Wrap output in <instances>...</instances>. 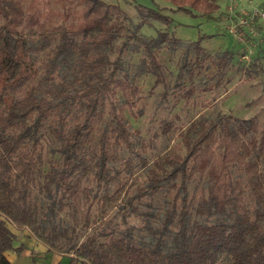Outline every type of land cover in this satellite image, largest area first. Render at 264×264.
<instances>
[{
  "label": "trees",
  "instance_id": "16d2710c",
  "mask_svg": "<svg viewBox=\"0 0 264 264\" xmlns=\"http://www.w3.org/2000/svg\"><path fill=\"white\" fill-rule=\"evenodd\" d=\"M167 1L209 17L219 10L218 0ZM81 2L76 23L49 26L37 37L0 31V264H11L8 252L22 251L14 248L9 222L69 254L70 264H221V258L264 264V130L258 121L201 115L180 145L151 164L154 141L133 131L124 113L141 101L137 79L143 75L154 76L167 96L171 86L158 53L163 45L170 51L184 45L181 89L208 63L216 66L210 78L219 88L230 53L211 55L204 36L186 44L167 30L145 37L144 24H172L158 8L137 5L141 22L131 28L121 6ZM123 37L130 42L116 46ZM127 50L143 55L135 73L122 57ZM196 92L192 84L187 102ZM170 125L164 121L163 131ZM46 136L60 155L48 169ZM139 169L147 173L141 184ZM163 193L170 199L163 212L146 214L145 236L112 227L110 212L123 196L137 213L136 202ZM65 212L68 219L61 217Z\"/></svg>",
  "mask_w": 264,
  "mask_h": 264
},
{
  "label": "rangeland",
  "instance_id": "374dc122",
  "mask_svg": "<svg viewBox=\"0 0 264 264\" xmlns=\"http://www.w3.org/2000/svg\"><path fill=\"white\" fill-rule=\"evenodd\" d=\"M103 1L121 6L131 28L141 22L137 5L158 8L173 20L168 28L156 21L144 24L140 32L147 38L156 37L165 30L185 44L204 36L202 45L211 55L228 51L231 56L230 64L223 72V84L219 88H214L216 79L210 78L217 73L216 66L208 63L206 69L198 73L192 82L186 78V88L181 89L176 84L184 45L175 51H170L167 45L158 50L159 60L165 66L171 86L167 96H164L165 87L156 85V78L146 74L137 79L142 88L141 101L133 109L124 110L132 130L141 132L145 141H154V146L148 150L151 164L172 147L180 145L181 134L201 115L215 118L225 114L233 118L255 119L261 130H264V18L250 17L256 9H264V0H218L219 10L210 17L198 12L178 11L167 0ZM82 7L81 0H74V3L70 0H0V31L9 29L15 36L37 37L49 26L76 23ZM246 16L251 19L241 24L240 21ZM124 42H130L128 37L119 39L115 45L121 46ZM110 55L112 59L117 57L114 51ZM122 57L126 66L135 73L143 55L127 50ZM192 84L196 86L197 92L187 102L184 93ZM121 97L122 92L118 91L117 98ZM164 121L171 124L167 132L162 128ZM46 137L43 140V161L44 168L48 169L50 162L59 160L60 155L53 139ZM136 176L139 177V184L147 179L144 169H139ZM126 199L123 196L112 208L109 218H112L114 229L132 230L139 239L147 234L146 214L151 211L163 212L170 196L163 193L152 198L144 197L135 204L137 213L131 212V207L126 206ZM61 217L68 219L67 212ZM8 226L16 234L14 248H22V253H7L11 264H55L58 256L63 257V264H70L69 254L50 249L27 226L11 222ZM52 253H56L57 257L52 259ZM221 259V264H226V259Z\"/></svg>",
  "mask_w": 264,
  "mask_h": 264
},
{
  "label": "built area",
  "instance_id": "2783aa9c",
  "mask_svg": "<svg viewBox=\"0 0 264 264\" xmlns=\"http://www.w3.org/2000/svg\"><path fill=\"white\" fill-rule=\"evenodd\" d=\"M250 17L251 18H254V17H259V18L262 17V18H264V9H256L254 11V13L251 14ZM250 17L246 16V18L245 19H242L240 21V23L241 24H246L251 19Z\"/></svg>",
  "mask_w": 264,
  "mask_h": 264
},
{
  "label": "crops",
  "instance_id": "0c3cea01",
  "mask_svg": "<svg viewBox=\"0 0 264 264\" xmlns=\"http://www.w3.org/2000/svg\"><path fill=\"white\" fill-rule=\"evenodd\" d=\"M11 252V251H10ZM19 253H22V251L21 252H19ZM57 257V254L56 253H52V255H51V257H52V259H53V257ZM57 260L55 261V264H63V257L62 256H58V258H56ZM20 261V260H19ZM23 264H26V263H24L23 262Z\"/></svg>",
  "mask_w": 264,
  "mask_h": 264
}]
</instances>
